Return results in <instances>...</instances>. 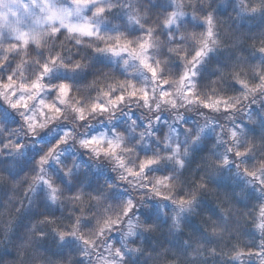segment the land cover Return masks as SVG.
<instances>
[{
    "label": "clouds",
    "instance_id": "1",
    "mask_svg": "<svg viewBox=\"0 0 264 264\" xmlns=\"http://www.w3.org/2000/svg\"><path fill=\"white\" fill-rule=\"evenodd\" d=\"M0 264H264V0H0Z\"/></svg>",
    "mask_w": 264,
    "mask_h": 264
},
{
    "label": "snow or ice",
    "instance_id": "2",
    "mask_svg": "<svg viewBox=\"0 0 264 264\" xmlns=\"http://www.w3.org/2000/svg\"><path fill=\"white\" fill-rule=\"evenodd\" d=\"M124 43V46H125V48L127 47V42H123ZM135 93H133V95H134ZM146 163H151L150 161H148V162H146Z\"/></svg>",
    "mask_w": 264,
    "mask_h": 264
}]
</instances>
